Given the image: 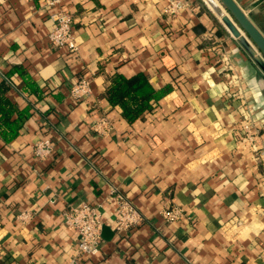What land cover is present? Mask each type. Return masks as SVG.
<instances>
[{"label": "crops", "instance_id": "1", "mask_svg": "<svg viewBox=\"0 0 264 264\" xmlns=\"http://www.w3.org/2000/svg\"><path fill=\"white\" fill-rule=\"evenodd\" d=\"M61 1L72 53L50 48L44 0H0V97L12 106L0 127V264H69L75 232L63 211L81 201L101 203L106 228L81 264H264L258 66L203 0H185L173 18L162 13L167 0ZM235 1L264 34V0ZM116 73H143L165 92L129 122L106 95ZM81 76L92 94L75 103L68 91ZM101 117L107 133L92 129ZM246 120L262 157L241 137ZM45 137L54 150L37 160L32 144ZM110 185L142 217L129 230H114ZM173 204L182 214L166 222L161 211Z\"/></svg>", "mask_w": 264, "mask_h": 264}, {"label": "built area", "instance_id": "2", "mask_svg": "<svg viewBox=\"0 0 264 264\" xmlns=\"http://www.w3.org/2000/svg\"><path fill=\"white\" fill-rule=\"evenodd\" d=\"M47 16L51 21V26L47 31V39L50 48L55 50L67 49L68 52H75L78 48L74 40L72 16L64 7L61 0H44ZM186 7L185 0H167L162 9V13L167 17H176ZM208 38L215 39L214 35ZM218 60L224 67V72L230 77L232 83L233 74L230 72L232 64L229 56L223 48L224 42L222 39H217ZM92 94L90 80L81 76L74 80L69 87L68 95L73 102L82 101ZM46 120V119H44ZM42 124L49 126L47 121ZM110 125V126H109ZM92 129L97 133H107L112 127L109 120L105 117L99 118L93 125ZM241 137L250 145L251 150L257 153V157L263 156L261 149L260 131L252 125V122L246 120L241 125ZM54 150V143L51 139L37 138L32 144V152L37 160L45 159ZM264 183V174L261 175ZM105 198L113 200L115 203L116 216L114 220V230H129L134 227L142 217L138 213L133 202L123 195L116 186L110 185L109 191ZM101 203L91 204L86 201H81L76 204H70L63 211L66 225L75 232V247L69 258V264H81L83 255H95L102 241L101 230L105 223L101 214ZM182 207L179 205H169L161 211V216L166 222L177 220L182 214ZM29 212L20 213L17 215L19 221H23L28 217ZM239 224V223H238ZM237 223L235 225H238Z\"/></svg>", "mask_w": 264, "mask_h": 264}, {"label": "trees", "instance_id": "3", "mask_svg": "<svg viewBox=\"0 0 264 264\" xmlns=\"http://www.w3.org/2000/svg\"><path fill=\"white\" fill-rule=\"evenodd\" d=\"M165 90H156L143 73L127 77L116 73L111 76L106 95L111 105L120 109L122 116L129 122L149 110L152 99L160 98ZM11 103L0 97V127H7ZM26 116V114H24Z\"/></svg>", "mask_w": 264, "mask_h": 264}, {"label": "water", "instance_id": "4", "mask_svg": "<svg viewBox=\"0 0 264 264\" xmlns=\"http://www.w3.org/2000/svg\"><path fill=\"white\" fill-rule=\"evenodd\" d=\"M264 75V34L235 0H203ZM103 231L106 229L102 227ZM106 231V230H105ZM102 237V231H101Z\"/></svg>", "mask_w": 264, "mask_h": 264}, {"label": "rangeland", "instance_id": "5", "mask_svg": "<svg viewBox=\"0 0 264 264\" xmlns=\"http://www.w3.org/2000/svg\"><path fill=\"white\" fill-rule=\"evenodd\" d=\"M248 14V13H247ZM249 16V15H248Z\"/></svg>", "mask_w": 264, "mask_h": 264}]
</instances>
